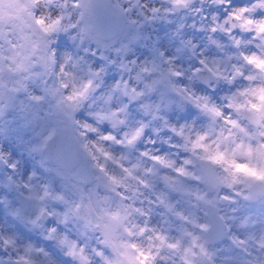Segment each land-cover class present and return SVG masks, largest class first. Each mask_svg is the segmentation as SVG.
<instances>
[{
  "label": "clouds",
  "instance_id": "9594fccd",
  "mask_svg": "<svg viewBox=\"0 0 264 264\" xmlns=\"http://www.w3.org/2000/svg\"><path fill=\"white\" fill-rule=\"evenodd\" d=\"M25 2L32 13L30 27L20 32L6 21L2 28L3 34L0 35V85H2L0 106L4 109L0 114V128L3 129V133L0 134V156L3 157L0 159V170H4V187L9 190L15 189L25 198L35 193L43 195V186L49 184L35 168L57 176L53 169L58 165L48 161L47 152L42 155L33 151V148L54 129L66 126L64 111H70L72 121H78V124H72L71 127L72 144L79 158V167L71 171L72 184L78 183L79 190L71 186L65 187L61 180L59 191L50 186L49 190L53 194L62 193L66 202L51 198L29 200L33 202L34 213L23 221L28 231H36L43 240L53 242L54 247L68 258L70 264L80 262L68 255L67 248L61 245L60 240L64 237L76 241L78 246L84 249L88 264H105V257L120 261V264H127L124 257L117 256L105 244L103 231L105 225H112L117 237L129 245L136 244L146 253L152 246V253L156 256L154 264H185L182 248L188 246L190 240L183 236L181 229L210 236L220 225L223 226V237L215 243L206 245L208 250L213 252L210 264H264V247L259 243L260 237L264 235V215L257 217L252 212L253 209H264V196L257 195L250 200L244 199V196L249 195V190L243 184L231 186L220 184L218 187H212L204 172V169H213L221 177H230L233 174L243 176V172L235 165L247 164L248 158L240 154L237 146L241 143L245 145L250 143L255 149L257 145L264 144V135H261L264 133V119H257L254 123L249 119L253 114L264 116V62L261 60L248 62L236 58L239 52L249 56L256 53L259 56L264 50V30H259L255 24L248 25L244 24L243 20L233 19L224 25L225 31L219 28L216 32L210 31L216 26L211 17L219 16L215 13L207 15V10L212 8L230 12L231 0H223L222 3L216 0H183L179 6L173 0H90L91 7L88 10L82 7L83 0H25ZM255 3L256 0H249L245 5L252 7ZM153 8L159 10L155 18H152ZM255 13L253 17L262 18L256 17ZM243 15L249 18L247 13ZM146 17L151 19L146 20ZM187 17L194 18L193 22L187 25L189 29L198 27L212 38L214 33H220L226 37L227 44L234 51L225 52V45L222 44L223 47L218 50L224 53V58H210L203 55L202 51L198 53L197 44L194 43L195 54L191 48L184 50L190 57L198 59V66L195 68L180 67L174 62L176 57L164 55L165 60L172 58V71L179 73L171 77L178 91L169 89L163 102L160 98L156 101L160 103V110L145 114L140 103L138 110L147 117V120L131 123L128 116L121 113L118 118L126 120L127 124L113 127L108 119H102L101 117L109 112L119 111L121 104H126L128 108L132 102L141 101H130L121 90L116 89L117 82L131 80L129 87L136 86L140 90L143 89L145 82H150L151 78L159 75L142 71L145 67L151 68L150 62L154 58L159 63L158 57L139 62L135 56L126 58L132 52L130 44L136 40L135 33L151 22H175L176 30L173 35L179 38ZM226 18L227 14L222 19L219 18V23L223 24ZM37 20L41 23L37 24ZM241 24L244 26L241 27ZM86 26L93 36L100 37V43H97L95 38H89L87 34L82 40L81 29ZM121 33L133 35L131 39L125 41L119 38ZM245 34H248V39L242 38ZM230 36L242 41L251 40L254 50L246 51L249 45L244 43L238 48ZM62 39L70 50L60 47L58 42ZM187 40L192 41L191 38ZM42 41H47V48L44 51L40 49ZM208 45L213 44L207 40L205 48ZM180 47H183L181 43ZM45 52L52 61L47 68L38 59ZM228 56L232 59L228 60ZM201 60L205 63L200 64ZM213 61L220 63L214 64ZM233 65L240 67L244 76L251 74L255 78L247 80L235 74ZM163 68L166 71L169 65L165 64ZM89 69L99 73V76L91 77ZM109 69L118 72L120 78L110 86H104V77ZM138 73L142 75L141 82L131 79ZM181 79L186 83H179ZM89 80L92 81L91 84ZM194 82L202 84L209 90H215L220 85L232 90L220 95L217 102L211 94L197 91L193 87ZM249 87L255 91H247ZM46 89L52 90L55 94L47 92ZM32 97L41 99L37 101ZM123 98H127V103L123 102ZM113 104L116 106L113 107ZM172 104L181 111L185 106H191L198 116L205 118L206 122L197 125L195 118L186 122H170L167 113ZM212 109H215V113L211 111ZM78 113H82L83 117L78 119ZM230 120L236 121L237 125L229 123ZM139 122L145 125L144 130L129 145L127 141L131 138L133 130L139 127ZM104 124L108 125L110 131L102 130L101 126ZM149 128L151 138L145 136V130ZM241 128H246L248 134L241 132ZM125 133L129 135L126 137ZM108 135L115 139L102 138ZM51 143L52 141H49V144ZM141 143L145 146L142 151L137 148ZM159 145L168 146L170 151L159 152L158 148L154 147ZM117 146L123 151H114ZM98 148L108 153L110 158L97 151ZM13 150L23 153L25 159L31 160L34 165V170L30 171L24 180L19 178L17 162L12 157ZM134 151L138 155L129 158V154ZM142 152L158 155L174 162L175 168H184L201 177L199 180L186 177L180 179L184 180L193 192L199 190L201 193H207L209 198H215L217 211L206 208L194 195L171 192L159 176L177 174L173 169L164 168L141 156ZM217 153L223 155L220 163L209 158ZM122 156L125 158L121 159ZM42 160L47 161L44 166ZM185 160H190L191 163L185 165ZM134 165L138 167L134 168ZM99 166H103L106 173H102ZM45 168L50 170L46 171ZM124 168L130 169L131 174L125 173ZM81 169L87 174V178ZM148 169H153L158 175L149 173ZM105 175L115 176L120 182L109 184L104 178ZM13 176L16 178L13 179ZM157 179L163 186L158 190L153 187V182ZM141 180L144 183H141ZM26 183L31 186V191L23 187ZM170 193L175 194L176 199H170ZM162 195L166 197L167 203L174 206L175 213H183L185 216L190 212L195 213L199 223L207 224L208 233H200L198 228L181 221L178 215L161 203ZM220 197L228 199L221 200ZM0 201L6 204L7 196H0ZM54 205H60L62 210ZM41 208L44 209L42 215ZM136 209H141V212ZM14 213L9 214L15 219ZM117 213L121 219L114 221L112 217ZM37 216H40V219L37 220ZM154 216L157 217L156 222H153ZM220 216L224 219L219 220ZM244 218L248 220L247 228L240 227ZM33 220H36V223H32ZM50 220L53 223H48ZM51 229L55 231H50ZM141 229L147 230L141 232ZM153 229L155 231H152ZM249 232L255 235L254 240L248 239ZM157 235L182 238L181 249L173 250L161 246L157 254L155 246L160 244L155 239ZM233 238L245 243L234 242ZM6 240H11L12 243L5 244ZM27 246L42 248L32 243H18L15 236L0 232V264H17ZM193 250L197 255L189 257L191 264H209L208 261L201 259L198 248ZM128 251L135 257V264H139L142 258L137 252L131 248ZM44 252L47 256L31 257L35 264L49 260V254L45 250Z\"/></svg>",
  "mask_w": 264,
  "mask_h": 264
},
{
  "label": "snow or ice",
  "instance_id": "6c2138e0",
  "mask_svg": "<svg viewBox=\"0 0 264 264\" xmlns=\"http://www.w3.org/2000/svg\"><path fill=\"white\" fill-rule=\"evenodd\" d=\"M174 3L179 6L183 0H173ZM218 3H222L223 0H216ZM82 7H84L86 10H88L91 7L90 0H83ZM257 9L264 10V0H256V3L252 5V7H248L247 5L243 7H232V10L230 12H227V18L223 21V24L219 23V18L216 15H213L211 17L213 22H216V26L212 27L210 31L216 32L217 28H219L221 31H225L224 25L229 24V22L233 19L235 20H243L244 24L257 25L259 30H264V16L262 18H255L253 17V13L256 12ZM153 17L155 18L159 12L158 9L153 8L152 10ZM227 11V10H226ZM264 12V11H262ZM247 13L249 15V18H245L243 14ZM83 16V13H82ZM32 18V13L29 10V5L25 2V0H0V35L3 34L2 28L5 24V22H9L11 26L14 29L19 30L20 32H24V30L28 27H30L29 20ZM146 20H149L151 18L146 17ZM205 19H207L205 17ZM37 24H40L41 21L37 20ZM244 24H241L240 26L243 27ZM236 25H232V27H235ZM182 27V26H178ZM203 30V29H198ZM88 35L89 38H95L97 40V43H100V37L99 36H93L91 33V30L86 26L85 28L81 29V37L82 40L85 35ZM230 39L234 42V44L239 48L241 43H244L245 45H251L252 41H242L240 39H237L235 36H230ZM209 43L213 44L217 47V49H220L223 47V45L216 39H213L212 37H208ZM181 45L183 47H180L177 49V52L183 51L185 48H191L193 51L196 48V45L190 41V40H181ZM257 47H261L260 45H257ZM47 48V41H42L40 45L41 51H44ZM195 54V51H194ZM202 55V53H201ZM154 57L159 58V63L154 58L151 63V68L145 67L142 71L145 73H152L156 74L158 73V76H154L150 79V82H145L143 89L138 90L136 86L129 87L128 81L121 80L120 82H117L115 87L117 90H121L124 96H127L128 99L131 100H141L143 101L141 103V109L145 112V114H150L155 111L160 110V103L157 102H151L145 99V97L150 96L153 93H158L160 101L163 102L166 91L172 90V91H178L176 88V84L172 81V76H177L179 73L172 71L171 64H172V58H168L167 60L164 59V53L158 52ZM237 59H243L248 62H252L254 60H261V62H264V50H262L261 54L257 56L256 53H252L250 56L246 55L243 52L237 53L236 56ZM40 61L43 62V65L45 68L49 66V64L52 62L51 57H49L46 52L44 55H41L38 57ZM228 60H231L232 57L228 56ZM148 63V62H146ZM200 64H204L205 61L201 60L199 61ZM214 64L220 63V61H213ZM169 65V68L165 71L163 68V65ZM235 74L242 76L244 79L252 80L255 77L251 74L244 76L241 72L240 67L237 65H233ZM90 75L93 78H97L99 76V73L92 72L91 69H89ZM134 81L141 82L142 81V75L138 73L135 77L131 78ZM92 81L89 80V84H91ZM121 83L123 84V88L121 89ZM2 87V85H0ZM47 92H52V94H55L52 90L46 89ZM185 91H187L185 89ZM249 92L255 91V89L249 87L247 89ZM0 99H2V93H0ZM33 100H40V97H32ZM111 97H109V100ZM11 100V97H10ZM167 106V105H166ZM3 106H0V114L3 113ZM127 105L121 104L119 107V111H113L109 112L106 116L101 117L102 119L106 118L108 119L113 127L117 125H123L127 124V121L124 119H119V115L123 113L125 116H127ZM215 113V109H212ZM239 111V109H238ZM64 116L66 118V126L63 128H60L58 130L54 129L53 132L49 133L48 136L44 137L43 140L39 145L34 146L33 151L40 152L42 155L45 154V152L48 153V161L55 162L58 166L53 169L57 176L61 178V180L64 183L65 187H73L77 188V184H72L73 176L71 175V171L77 167H79V158L77 153L74 150L73 144H72V124H78V121H72L71 119V113L70 111H64ZM249 119L254 123L257 119H264V116L259 114H253L249 117ZM229 123H232L234 126L237 125L236 121H228ZM87 127V126H85ZM145 125L143 122H139V127H136L133 132L131 133V138L128 139V144L131 145L133 143V140H135L144 130ZM94 130V129H93ZM175 131V129H173ZM241 132H243L245 135L248 134L246 128H241ZM129 134L125 133V136L127 137ZM261 135H264V133H261ZM105 140H114L115 138L111 135L102 137ZM200 137L198 136V139ZM49 141H52L51 144H49ZM87 147V146H85ZM238 150H240V154L244 155L248 158V163L244 165H235V167L243 172V176H237L235 174L231 175L230 177H221L219 176L213 169H204L205 174L209 178V182L212 187H218L220 184H228L231 186L232 184H243L247 187L249 190V195L244 196V199L250 200L253 199L255 196L260 195L264 196V144L257 145V147L254 149L252 145L249 143L247 145L241 143L237 146ZM97 151H100L103 155H105L106 158H110L109 154L104 152L103 149H97ZM141 156L147 157L148 159H151L156 164H159L160 166L164 168H171L173 171L177 174L176 176L171 175H163L159 176V179L164 182L166 187L170 189L171 192L180 193V194H187V195H194L195 199L199 201L201 204H203L206 208L212 209L213 211H217V200L215 198H209L207 193H201L199 190L192 191L190 186L187 185L184 180L180 179V177H186L193 180H199L201 177L197 176L195 173H190L184 168H175L174 162L165 160L164 158L158 156V155H150L147 152L140 153ZM125 157H121V159H124ZM216 163H220L223 160V155L220 153H217L215 156L209 157ZM0 159H3L2 156H0ZM47 161L42 160V166L45 165ZM190 160H185L184 164H190ZM10 167H15V165H10ZM134 168L138 167V165H134ZM100 171L102 173H106V169L103 166H99ZM46 171L50 170L48 168H45ZM123 171L125 173L131 174V170L128 168H124ZM149 173H152L153 175H158L157 172H154L153 169L147 170ZM81 172L84 174L85 178H87V174L83 172V169H81ZM109 184H117L120 181L115 176H108L105 175L104 177ZM99 180L100 178L97 177ZM29 180H31V176L29 177ZM9 181L11 182V177H9ZM141 183H144L143 180L140 181ZM24 188L29 189L31 191V186L29 184H24ZM238 195L240 193H237ZM45 198H51L59 202H66L65 197L62 193H55L53 194L49 190L48 185L43 186V195H40L39 193L31 194L26 199L32 200V199H38V200H44ZM161 203L164 204L166 208L169 209V211L174 212V206L166 202V197L163 195L161 196ZM221 200L228 199L227 197H220ZM44 209L41 208V215L43 214ZM136 211L141 212V209H136ZM58 214V213H57ZM175 215H178L181 221H183L186 224H191L193 228H198L200 230V233H208L209 229L207 224H201L198 222V218L195 216V213H191L187 216H185L183 213H175ZM14 215H18V212H15ZM207 215V213H206ZM40 219V216H37V220ZM114 221H119L121 218L119 214L117 213L112 217ZM219 220H223L224 218L222 216L218 217ZM32 223H36V220H33ZM241 228H247L248 227V220L247 218H244L241 221L240 224ZM147 229H141V232L146 231ZM50 231H55V229H51ZM104 237H105V244H107L113 252L117 256L124 257L125 260H127V264H135V257H133L128 249L131 248L137 252V255L142 258V260L139 262V264H149L151 261V264H154L156 256L152 253V246L149 247L148 252L146 253L142 249H139L136 244H127L122 239L117 237L114 233L113 226L112 225H105L104 226ZM152 231H155L154 229ZM183 232V236H186L189 238L190 243L188 246H184L182 248L183 252V258L185 261V264H191V261L189 260V257H195L197 253L193 250L194 248L199 249V256L202 260H206L211 262L213 257V252L209 251L206 247L209 243H215L217 240L221 239L224 235L223 232V226L218 225L217 228L212 232V234L209 235H198L191 231H187L186 229H181ZM131 233H129L130 235ZM51 238V237H49ZM149 239H152L149 237ZM156 240L160 242L159 245H156L157 248V254L159 251V248L161 246L167 247L169 249L173 250H180L182 246V238L176 237V238H170L165 235H157L155 237ZM234 242L238 243H245V241H236L235 238ZM248 239L254 240L255 235L251 232L248 233ZM172 240L173 242H169ZM199 242V243H198ZM12 243L11 240H6L5 244ZM61 245L65 246L68 250V255L72 256L74 259H78L80 264H88V259L84 255V249L79 247L76 241L68 239L67 237H64L60 240ZM260 246L264 247V235L260 237ZM34 255H44L47 256V254L44 252L42 248H33L31 246H27L24 249V255L19 258V261L17 264H35V262L31 259ZM97 255H103L102 253H97ZM105 264H120V261H114L111 259H108L107 257L104 258ZM40 264H51L50 260H45L40 262Z\"/></svg>",
  "mask_w": 264,
  "mask_h": 264
},
{
  "label": "rangeland",
  "instance_id": "374dc122",
  "mask_svg": "<svg viewBox=\"0 0 264 264\" xmlns=\"http://www.w3.org/2000/svg\"><path fill=\"white\" fill-rule=\"evenodd\" d=\"M249 0H231L230 7H240L244 6L248 3ZM217 14L219 18H223L227 12L221 9H212L209 8L207 10V15ZM256 17L264 16V12L257 11L255 13ZM192 17H187L185 19V27L180 30L179 38L173 33L176 30V23H165L164 21L160 22H151L143 27V29L137 33H135L136 40L130 44L132 48V52L126 57L128 59L135 56L137 61L141 60H152L153 57L158 52H163L165 56L168 57H176L175 63L178 64L180 67H197L198 66V59H194L190 57L186 50L181 52H177V49L180 48V40H187L191 38L193 43L197 44L196 51L200 53L202 51L203 55L208 56L210 58H224V53L220 52L215 45H208L205 48V44H207L208 36L204 30H198V27H194L189 29L187 27L188 24L193 22ZM132 33H121L119 38L121 40H129L132 37ZM147 37V38H146ZM213 38L218 40L221 44L225 45V52L231 53L234 49L231 48L230 45L227 44V39L220 33H214ZM243 39H248V34L243 35ZM60 47L65 50H70L68 45L63 41V39L58 42ZM246 51H253V47L249 45ZM119 73L116 71H109L106 73L104 77V86H110L112 83H115L117 79H119ZM181 84L186 83L183 79L178 81ZM129 83H132L130 80ZM193 87L197 91H201L205 94H211L213 99H216L219 102V96L224 94L226 91H231V88H227L224 85H220L215 90H209L204 88L201 84L194 82ZM235 85L233 86V88ZM146 100L151 102H156L159 99L158 93H153L148 97H145ZM123 102L127 103V98H123ZM143 101H136L132 102L128 105L127 108V116L128 121L131 123H135L137 120H147V117L143 116L141 111L138 110V105ZM113 107L116 105L113 104ZM83 114L78 113L77 118H82ZM167 118L170 122H186L192 121L195 118V123L197 125H203L206 120L204 117H200L197 115L196 111L191 108V106H185L184 110L181 111L179 108L176 107L175 104L171 105L170 111L167 113ZM102 130L107 132L110 131L107 124L101 126ZM3 133V129L0 128V134ZM145 136L151 138V128L145 130ZM145 146L141 143L137 145V148L141 151ZM158 148V151L163 153L170 151L168 146L159 145L154 146ZM116 152H122L123 150L119 148V146L114 148ZM138 155L137 152H132L129 154V158ZM12 157L17 162V170L18 175L21 180H24L30 171L34 170V165L31 160L25 159L24 154L18 152L16 150L12 151ZM54 166V165H53ZM35 171L39 172L41 176L45 177L46 182L49 186L56 191L60 190V185L62 183L61 178L55 176L54 173H44L43 169L35 168ZM16 177L13 176V179ZM4 170H0V196H7V202L0 201V232L6 233L8 235H13L16 237L18 243H32L36 247H42L48 254V259L51 261V264H70L68 258L64 257L62 253L53 245L51 241L43 240L38 232L36 231H28L27 227L23 223V221L33 215L34 213V205L33 202L29 201L25 198L24 195L16 192L15 189L9 190L4 187ZM154 189H161L163 186L159 182V180H155L153 182ZM170 199H176L175 194H169ZM7 205V206H6ZM57 209L62 210L60 205H54ZM10 212H18L16 218L14 219L9 213ZM253 214L257 217L264 215V209H253ZM157 217H153V222H156ZM48 223H53V221H48ZM74 238V237H73Z\"/></svg>",
  "mask_w": 264,
  "mask_h": 264
}]
</instances>
